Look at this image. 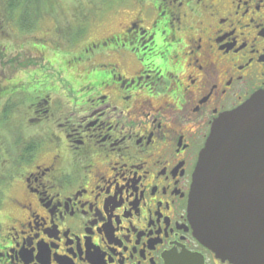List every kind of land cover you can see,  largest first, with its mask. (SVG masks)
I'll list each match as a JSON object with an SVG mask.
<instances>
[{"label": "flooded vegetation", "instance_id": "obj_1", "mask_svg": "<svg viewBox=\"0 0 264 264\" xmlns=\"http://www.w3.org/2000/svg\"><path fill=\"white\" fill-rule=\"evenodd\" d=\"M80 4L0 0V83L8 81L0 102L34 96L31 73L6 75L18 63L1 55L14 49L13 29L24 40L18 49L42 67L46 25L59 35L58 17ZM89 6L128 17L111 32L95 31L87 63L101 74L98 83L54 104L48 161L34 155L16 169L9 155L0 171V264H231L195 237L189 193L213 123L264 91V0ZM48 96H40L43 105ZM30 103H22L21 120L34 119ZM2 113L12 119L9 103ZM0 147L9 152L2 140Z\"/></svg>", "mask_w": 264, "mask_h": 264}, {"label": "water", "instance_id": "obj_2", "mask_svg": "<svg viewBox=\"0 0 264 264\" xmlns=\"http://www.w3.org/2000/svg\"><path fill=\"white\" fill-rule=\"evenodd\" d=\"M195 237L231 264H264V91L212 125L192 176Z\"/></svg>", "mask_w": 264, "mask_h": 264}, {"label": "rangeland", "instance_id": "obj_3", "mask_svg": "<svg viewBox=\"0 0 264 264\" xmlns=\"http://www.w3.org/2000/svg\"><path fill=\"white\" fill-rule=\"evenodd\" d=\"M76 1L81 2L79 8L75 6L68 7L64 15L58 17L59 22L56 24V30L59 35L53 34L51 30L52 23L46 25L51 31H48V36L42 42L43 48L46 49V53H42L43 57H46L42 67H40L42 64L40 57L33 56L29 51L18 49V45L24 40L21 41L19 39L20 36L17 37L16 28L13 29V32L11 31L13 33L12 38H14V47H11L14 48L13 51L8 52V48L1 54L6 57V61L10 58L18 61L16 66L12 64L9 67V72L6 74L8 77L10 76L11 81L16 76L24 77L23 71L26 72L25 76H27L26 80H28L31 73L32 83L29 88L33 90L35 95H38L36 97L17 92L10 96V101L3 100L0 102V140H2V143L6 145L9 151H12L11 162L16 163V169L19 168L17 163L28 157L27 154H23L25 149L36 153L32 155H36L35 161L37 159L40 162L48 161L52 153L44 150L49 148L51 142H54L53 139L50 142L49 140L50 137L52 138L51 134H54L58 128V118L54 115L53 110L54 104L57 100L65 102L67 97L73 101L75 98L80 97L82 93H88L85 88L86 85L98 83L101 74L92 72L91 65L89 67L87 63L92 52L90 43L96 39L98 33L111 32L117 28L119 20H126L128 17V14L124 12L120 17L116 18L118 15L115 16L112 11L106 10L102 12L95 6H89L93 0ZM96 16V24L94 26L93 22ZM5 30L10 31L8 27ZM29 37L31 38V35H28L27 39ZM84 61L85 63H83ZM81 68L84 70H81ZM12 69H14V72H12ZM1 82L0 87L4 88L3 85L8 81L7 79H2ZM46 94L49 95V98L51 97L48 106L43 105V101L46 98L40 97ZM14 99L18 102H15ZM26 99L31 101L29 108H32L37 113L34 119L21 120L19 112L20 109L24 108L22 103ZM8 103L11 106L12 119L6 118L2 113ZM17 104L22 105L16 109L15 106ZM43 106L48 107V112L45 116L39 115V110ZM26 162L29 163L30 159Z\"/></svg>", "mask_w": 264, "mask_h": 264}, {"label": "trees", "instance_id": "obj_4", "mask_svg": "<svg viewBox=\"0 0 264 264\" xmlns=\"http://www.w3.org/2000/svg\"><path fill=\"white\" fill-rule=\"evenodd\" d=\"M34 96H35V94H34ZM33 152L34 151H29L28 149H25L23 154H27V156H28L26 158L27 161H28V159H31L33 157L32 155L35 154ZM9 155H11L10 151L7 152L3 149V147H0V171H2L1 173H3L4 171H7V169L10 167V165L8 164V161H10ZM10 159H11V156H10ZM4 161H6V163H4ZM0 177H2V175H0ZM1 179L2 178H0V184L2 183Z\"/></svg>", "mask_w": 264, "mask_h": 264}]
</instances>
